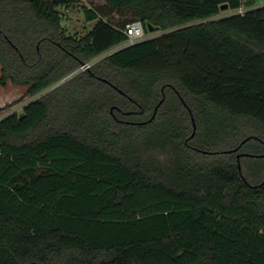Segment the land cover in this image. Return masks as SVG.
I'll return each mask as SVG.
<instances>
[{
  "label": "trees",
  "instance_id": "trees-1",
  "mask_svg": "<svg viewBox=\"0 0 264 264\" xmlns=\"http://www.w3.org/2000/svg\"><path fill=\"white\" fill-rule=\"evenodd\" d=\"M81 1L0 0V86L68 77L0 122V264H264V178L245 173L264 150L237 158L264 147V6L104 0L84 6L87 35L65 34L60 8ZM136 20L160 33L69 78ZM247 123L261 133L238 152L194 143ZM169 146V164L143 155Z\"/></svg>",
  "mask_w": 264,
  "mask_h": 264
},
{
  "label": "rangeland",
  "instance_id": "rangeland-1",
  "mask_svg": "<svg viewBox=\"0 0 264 264\" xmlns=\"http://www.w3.org/2000/svg\"><path fill=\"white\" fill-rule=\"evenodd\" d=\"M256 1L257 3L264 2V0H256ZM104 3H105L104 0H82L81 2L75 3L69 7L60 8L63 15L62 26L65 31V34L73 35L77 37H83L87 35L94 27L96 21H88L86 19L84 13V6L102 5ZM222 15H224V12H221L219 16ZM145 33L146 36L149 37L160 33V31L148 30L145 31ZM0 75H1V66H0ZM27 90H28V86L15 85L10 82L5 86H0V110L4 109L3 107L24 105L30 102L33 98H36L40 94H42L39 93L37 95H31L27 93ZM169 105L170 107L176 108V104L174 102H172ZM127 106L131 107L132 105L127 103ZM260 133L261 131L256 126L252 125L251 123H247L246 125L244 124L239 129H237L233 135L228 136L226 139H223L221 141L205 139V137L200 134L197 138V141L194 143H197V145L199 146H203L209 149H214L216 151H226L229 150L230 147L241 142L243 138H246L248 136H258L257 134ZM262 150H264V147H262L257 141H252L244 147L243 152L248 154H256L257 152H260ZM172 152H173L172 147L169 146L164 149L158 148L147 153L143 152V155L152 156L166 165L170 163ZM248 157L249 155H246V159H248ZM249 159L252 161H249V165L245 166V173L249 176L252 182H258L264 178V157L249 158ZM256 163L257 164L262 163L263 166L257 167L255 171L251 167L252 164H256Z\"/></svg>",
  "mask_w": 264,
  "mask_h": 264
},
{
  "label": "built area",
  "instance_id": "built-area-1",
  "mask_svg": "<svg viewBox=\"0 0 264 264\" xmlns=\"http://www.w3.org/2000/svg\"><path fill=\"white\" fill-rule=\"evenodd\" d=\"M245 2L246 1L243 0V3L236 9H231V10H226V11L223 10L224 11V15H232V14L244 15L250 9L264 6V2L263 3H257L256 0H255V2L253 4H246ZM124 32L127 35V39L123 43H121L118 47L114 48L113 50H110L109 52H106V53H104V54L92 59L91 61H88V62H85V63L81 64L78 69L74 70L69 75V78L71 76H73V75H76L80 71H84V70L90 68L100 58H102L103 56H106L107 54L113 52L114 50H117V49H120V48H123V47H127V46L135 45V44L143 41L144 39L148 38V36H146L143 23L140 20H136V21H133V22L127 24ZM66 79H68V77L62 79L59 83L55 84L53 87H51V88L47 89L46 91L42 92V94H40V95H43L46 92L50 91L51 89L55 88L56 86L62 84ZM26 104L21 105V106L15 105V106H12V107H3L4 109L0 110V122H2L8 116L22 113V111H23V109H24ZM1 153H2V147H1V144H0V155H1Z\"/></svg>",
  "mask_w": 264,
  "mask_h": 264
},
{
  "label": "water",
  "instance_id": "water-1",
  "mask_svg": "<svg viewBox=\"0 0 264 264\" xmlns=\"http://www.w3.org/2000/svg\"><path fill=\"white\" fill-rule=\"evenodd\" d=\"M227 8H228V4H224V5L221 7L222 10H225V9H227ZM149 29L152 31V30H154V27H153V26H149ZM105 80H106V79H105ZM163 101H164V98L161 99V101L157 104V106H156V108H155V111H154L152 117L149 119V121L152 120V119L155 117L156 112H157V109L159 108L160 104H161ZM186 105H187V104H186ZM187 107H188V106H187ZM188 109H189V111H190L191 118H192L193 132H192L191 135L187 138V142H188L189 139H191V138H193V137L195 136V134H196V130H197V124H196V120H195V117H194V115H193V112L191 111L190 108H188ZM22 114H23V113H21V115H22ZM251 137H252V136H248V137H246L245 139H243V140L241 141V143H240L238 146H236V147H234V148H232V149L226 150V151H224V152H238L239 149L242 147V145H243L244 143H246ZM204 152H206V151H204ZM245 155H250V154L245 153V152H238V153H237V158H238V161H239V168H240V170H242V166H241V163H240V158H241L242 156H245ZM257 156H264V154H262V155H257Z\"/></svg>",
  "mask_w": 264,
  "mask_h": 264
}]
</instances>
